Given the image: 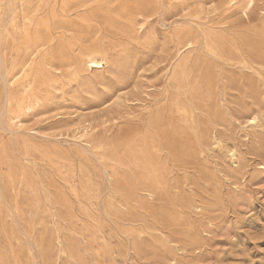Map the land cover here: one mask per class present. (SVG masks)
I'll list each match as a JSON object with an SVG mask.
<instances>
[{
    "label": "rangeland",
    "instance_id": "1",
    "mask_svg": "<svg viewBox=\"0 0 264 264\" xmlns=\"http://www.w3.org/2000/svg\"><path fill=\"white\" fill-rule=\"evenodd\" d=\"M0 63V264H264V0H0Z\"/></svg>",
    "mask_w": 264,
    "mask_h": 264
},
{
    "label": "bare ground",
    "instance_id": "2",
    "mask_svg": "<svg viewBox=\"0 0 264 264\" xmlns=\"http://www.w3.org/2000/svg\"><path fill=\"white\" fill-rule=\"evenodd\" d=\"M20 4V3H19ZM6 5V4H5ZM162 7V6H161ZM160 7V8H161ZM160 10V9H159ZM8 11V10H7ZM13 12V11H12ZM4 14V13H3ZM8 16H9V13H8ZM12 17V16H11ZM103 17V16H102ZM9 19H10V17H8ZM104 18V17H103ZM102 18V19H103ZM106 20V19H105ZM109 20V19H108ZM114 21V20H113ZM112 21V22H113ZM248 22V21H247ZM109 23V22H108ZM4 24V23H3ZM4 25H6V24H4ZM114 25V24H113ZM124 25H126V24H124ZM174 25V24H173ZM122 26V25H121ZM69 27V26H68ZM127 27V26H126ZM23 28V27H22ZM21 28V29H22ZM174 28H175V26H174ZM121 29V28H120ZM68 30H70V29H68ZM71 31V30H70ZM125 31V30H124ZM199 31V30H198ZM24 32V31H23ZM152 32H154V31H152ZM2 34V33H1ZM131 36H133V35H131ZM147 36H149V35H147ZM2 39V38H1ZM152 39V38H151ZM152 41V40H151ZM153 43V42H152ZM106 48V47H105ZM11 50V49H10ZM107 53V52H106ZM67 54H69V53H67ZM70 55V54H69ZM129 55V54H128ZM66 56V55H65ZM106 60H105V58L104 57H102V56H100V55H97V54H89L88 56H87V59H86V64H88V65H91V66H94V67H96V68H99V67H103V63L105 62ZM1 64V63H0ZM30 64H32V63H30ZM47 64V63H46ZM126 64V63H125ZM27 65V64H26ZM63 66V65H62ZM4 67V66H3ZM33 68V67H32ZM60 68V67H59ZM70 68V67H69ZM3 69V68H2ZM24 68H22V70H23ZM91 70H93V69H91ZM5 71V70H4ZM25 72V71H24ZM1 73V72H0ZM1 74H3V73H1ZM1 76V75H0ZM86 78V77H85ZM2 80V79H1ZM9 80H12V79H9ZM86 80V79H85ZM94 80V79H93ZM91 81V80H90ZM27 82V81H26ZM93 82V81H92ZM87 83H89V81H87ZM29 84V83H28ZM92 85V84H91ZM167 85V84H166ZM89 87V86H88ZM166 87V86H165ZM6 90V89H5ZM11 93L10 92H8L7 93V98H11ZM166 95V94H165ZM24 96V95H23ZM4 100V99H3ZM3 104V103H2ZM28 107V106H27ZM4 108V107H3ZM27 109V108H26ZM29 109V108H28ZM31 110V109H30ZM20 111V110H19ZM21 113V112H20ZM12 115V114H11ZM1 117V116H0ZM3 117H4V115H3ZM20 117V116H19ZM11 119V118H10ZM16 119V118H15ZM248 120H250L251 122L252 121H254L255 120V117L254 116H250L249 118H248ZM11 128V127H10ZM14 130V129H13ZM19 131V130H18ZM129 132V131H128ZM13 133V132H12ZM122 133V132H121ZM125 133V132H124ZM128 134V133H127ZM119 136V135H118ZM4 202V201H3ZM88 216V215H87Z\"/></svg>",
    "mask_w": 264,
    "mask_h": 264
}]
</instances>
